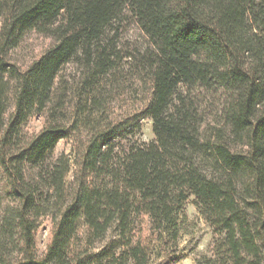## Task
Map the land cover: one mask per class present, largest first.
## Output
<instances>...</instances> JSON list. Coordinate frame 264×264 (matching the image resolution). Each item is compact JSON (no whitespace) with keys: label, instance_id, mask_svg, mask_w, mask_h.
Listing matches in <instances>:
<instances>
[{"label":"trees","instance_id":"1","mask_svg":"<svg viewBox=\"0 0 264 264\" xmlns=\"http://www.w3.org/2000/svg\"><path fill=\"white\" fill-rule=\"evenodd\" d=\"M31 30L53 43L23 66ZM121 76L142 89L114 115ZM190 198L206 264H264V0H0V264H150L157 241L175 264Z\"/></svg>","mask_w":264,"mask_h":264},{"label":"rangeland","instance_id":"2","mask_svg":"<svg viewBox=\"0 0 264 264\" xmlns=\"http://www.w3.org/2000/svg\"><path fill=\"white\" fill-rule=\"evenodd\" d=\"M121 42L133 46L144 47L148 39L139 25L131 16L123 24ZM53 40L36 30L28 31L21 45L13 51V57L23 66H27L33 59L38 57L46 50ZM77 68L75 63L68 65L67 72H74ZM119 80V81H118ZM108 85L104 88V97L108 102V110L116 115L126 109L133 108L137 103V91L142 89V85L136 82H130V76H121L118 79L111 78L107 81ZM138 86V87H137ZM139 88V89H138ZM138 89V90H136ZM44 119L42 117H33L24 127L25 133L29 136L36 134L41 130ZM152 120L146 119L140 138L149 142L154 138ZM63 150L71 151V147L64 141L56 147V155ZM194 198L185 205L186 219L182 224V235L178 240L175 255L178 257L175 264H206L205 256L210 255L214 235L212 227L206 221L194 203ZM146 233V232H145ZM51 221L48 217L41 219V226L36 234V248L39 255H43L50 240ZM156 242L155 252L150 264H168L171 258V249L169 247L158 245Z\"/></svg>","mask_w":264,"mask_h":264}]
</instances>
